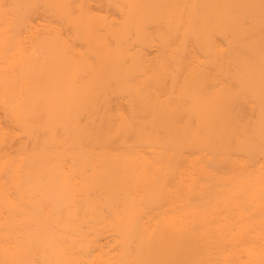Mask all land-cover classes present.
I'll return each instance as SVG.
<instances>
[{
	"label": "bare ground",
	"instance_id": "1",
	"mask_svg": "<svg viewBox=\"0 0 264 264\" xmlns=\"http://www.w3.org/2000/svg\"><path fill=\"white\" fill-rule=\"evenodd\" d=\"M92 1L0 5V264H264V0Z\"/></svg>",
	"mask_w": 264,
	"mask_h": 264
},
{
	"label": "rangeland",
	"instance_id": "2",
	"mask_svg": "<svg viewBox=\"0 0 264 264\" xmlns=\"http://www.w3.org/2000/svg\"><path fill=\"white\" fill-rule=\"evenodd\" d=\"M25 1L23 2V6H24ZM29 9L31 10V14L29 16H31V22L33 23V27H32V32L29 34L27 31L26 33H28L29 35L25 34V40L27 37L26 42L28 43L29 40L33 37H35L38 34H41L42 32H44L45 27L49 26V25H55L57 22H59V19L56 17V15L54 14L53 10L56 5H63L65 4V0H27ZM12 4V0H1V7L2 8H9ZM22 4V3H20ZM61 5V6H62ZM27 6V5H25ZM101 4L97 1H92V8L94 10H100L103 12V9L101 8ZM24 8V7H23ZM22 8V9H23ZM101 8V9H100ZM56 9V8H55ZM25 10V9H24ZM28 10V7L26 9V11ZM29 11V10H28ZM29 13V12H28ZM110 13V12H109ZM30 32V31H29ZM63 33H66V28H63ZM24 35V32H23ZM76 46L79 48H82V44L80 41H76L75 42ZM155 45L150 47L148 49L149 53H152L155 50ZM122 104H124V102L121 100ZM5 118L0 114V123L1 124H5Z\"/></svg>",
	"mask_w": 264,
	"mask_h": 264
}]
</instances>
